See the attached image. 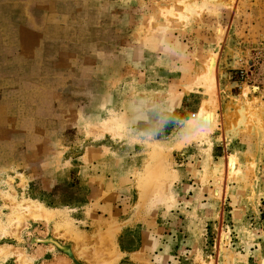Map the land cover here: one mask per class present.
I'll return each instance as SVG.
<instances>
[{"label":"rangeland","instance_id":"rangeland-1","mask_svg":"<svg viewBox=\"0 0 264 264\" xmlns=\"http://www.w3.org/2000/svg\"><path fill=\"white\" fill-rule=\"evenodd\" d=\"M0 226V264H264V0H0Z\"/></svg>","mask_w":264,"mask_h":264},{"label":"bare ground","instance_id":"bare-ground-1","mask_svg":"<svg viewBox=\"0 0 264 264\" xmlns=\"http://www.w3.org/2000/svg\"><path fill=\"white\" fill-rule=\"evenodd\" d=\"M214 64H215V58L214 57H210L209 60H208V63H207V73L208 74L205 77V78H207V90L208 91H210V90L213 91V87H214L213 78H212ZM215 119H216V116H215V113L212 110L201 109L198 113H195L194 115H192L185 122L183 131L187 132V133H192V132H195L198 129H205V130L211 129L213 124L215 123ZM103 126H104V128H102V126H100V127L102 129H106V128L109 129L108 128L109 126H108L107 123H105ZM100 127H98V128L101 129ZM102 131H106V130H102ZM187 138H188V136L185 137V139H187ZM181 142H183V139L176 140V142L173 145H171L170 147L181 145L180 144ZM159 165L160 164H155V166H159ZM155 170L158 173L157 167L155 168ZM236 171H237V169H236L235 159L233 158V156H229L227 158L226 173L231 174V173H235ZM156 172H153V173L155 174ZM153 176H152V178H153ZM148 185L151 186L150 184H148ZM144 188L147 189L148 187L145 186ZM143 191H144V189H143ZM14 211H17L18 213H23L26 216L32 217L34 219H36V218L37 219H44V220H47V221L52 219V218H54L55 215H56L54 209L45 207L43 204L38 203V202L35 203L34 201H27V202L25 201L22 204L18 205L15 208ZM0 230H2V229L0 228ZM111 248L113 250V247H111ZM9 254H10V252H8V251L4 250L3 248H1V250H0V260L3 259V257L6 258V256L9 255ZM13 254H15L14 257L16 258L15 264H34L33 263L34 259H35V257L38 256L37 254H40V252L35 254L37 256L26 255V254H24L22 252H15ZM51 264H65V263L60 259V260L56 261L55 263H51ZM106 264H108V263H106Z\"/></svg>","mask_w":264,"mask_h":264},{"label":"crops","instance_id":"crops-1","mask_svg":"<svg viewBox=\"0 0 264 264\" xmlns=\"http://www.w3.org/2000/svg\"><path fill=\"white\" fill-rule=\"evenodd\" d=\"M117 235L118 232L115 233V237L114 234H112L115 240V243L113 242L112 246L114 251L112 248L108 249L104 247L103 242H100L101 244L98 249L95 251L91 249L90 251L85 252L86 254H89L88 257H78L77 264H79V260H81V264H97L96 260H94L95 258L103 262L108 260L107 262H110V264H148L147 258L149 257L150 252L146 247L143 248L139 246L133 249H123L117 243ZM107 236L108 235H105V237ZM86 249L88 250L87 247ZM158 262L164 264L161 261Z\"/></svg>","mask_w":264,"mask_h":264},{"label":"trees","instance_id":"trees-1","mask_svg":"<svg viewBox=\"0 0 264 264\" xmlns=\"http://www.w3.org/2000/svg\"><path fill=\"white\" fill-rule=\"evenodd\" d=\"M82 203V202H81Z\"/></svg>","mask_w":264,"mask_h":264}]
</instances>
